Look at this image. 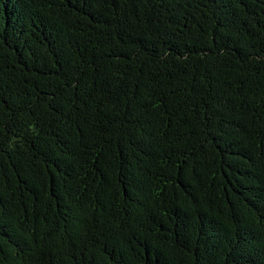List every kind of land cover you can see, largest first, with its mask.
<instances>
[{"label": "trees", "instance_id": "trees-1", "mask_svg": "<svg viewBox=\"0 0 264 264\" xmlns=\"http://www.w3.org/2000/svg\"><path fill=\"white\" fill-rule=\"evenodd\" d=\"M0 264H264V0H0Z\"/></svg>", "mask_w": 264, "mask_h": 264}]
</instances>
